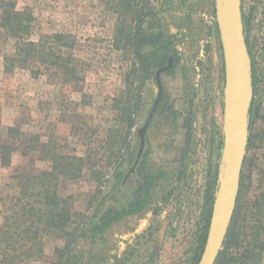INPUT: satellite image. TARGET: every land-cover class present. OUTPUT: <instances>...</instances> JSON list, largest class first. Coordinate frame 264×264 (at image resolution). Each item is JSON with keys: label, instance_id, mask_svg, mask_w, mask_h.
<instances>
[{"label": "rangeland", "instance_id": "rangeland-1", "mask_svg": "<svg viewBox=\"0 0 264 264\" xmlns=\"http://www.w3.org/2000/svg\"><path fill=\"white\" fill-rule=\"evenodd\" d=\"M10 1L17 9L33 13L31 38L51 32L71 35L84 79L65 83L56 74L34 76L27 68L5 71V58L14 52V38L0 26V140L6 138L9 126H16L31 138L39 135L43 142H56L65 154L82 156L83 167H91L99 158L94 154L97 146L107 142L108 128L113 125L112 99L123 88L128 68L111 44L117 14L108 6L114 0H107L108 5L106 0ZM160 1L162 5L152 3L162 7L165 27L176 35L179 59L161 74L166 103L147 129L143 163L128 177L126 192H117L138 149L136 130L156 96L154 78L141 90V107L132 114L124 162L118 169L109 167L103 192L91 199L95 184L86 175L60 183L59 194L73 210H87L88 215L109 211L112 218L104 237L92 246L88 264H190L205 224L209 188L222 164L224 69L215 0ZM241 8L251 17L252 57L248 53V58L250 71L254 62L257 79L255 95L250 85L249 105L254 97L264 115V0H241ZM123 18L130 28L129 15ZM128 97L129 104L132 99ZM257 126L254 146L245 153L248 197L264 191V120L259 119ZM12 142L17 149L9 165L0 164V195L13 192L11 176L22 166L51 165L38 159L33 149L21 156L24 140ZM103 196L109 201L103 203ZM52 248L53 241L45 238L42 257L22 264H47Z\"/></svg>", "mask_w": 264, "mask_h": 264}, {"label": "trees", "instance_id": "trees-1", "mask_svg": "<svg viewBox=\"0 0 264 264\" xmlns=\"http://www.w3.org/2000/svg\"><path fill=\"white\" fill-rule=\"evenodd\" d=\"M152 2L163 4L160 0H114L108 6L117 14L111 44L113 49L120 52V60L128 62V68L123 88L112 99L113 125L108 128L107 142L97 146L94 153L99 155L97 162L84 168L85 159L82 156L65 154L61 152L63 146L56 142H43L39 135L31 138L30 133L16 126H9L6 138L0 140V164L3 166L9 165L11 155L17 149L12 140L25 141L21 156H27L28 150L33 149L39 153L38 159L51 164L48 168L39 169L22 166L11 176L13 183L9 187L13 192L4 191L0 195V264H22L40 259L45 238L53 241L52 257L47 264H88L92 246L98 245L95 241L99 237H104L105 228L112 221L109 211L102 214L95 211L91 215L86 214V209L85 213L77 212L66 197L59 194V187L64 180L73 181L86 175L95 184L91 199L103 192L109 167L118 169L124 162L127 133L134 123L132 114L141 107L142 88L153 78L154 71L167 63L169 55H172L173 63L178 62L176 35L165 27L162 7ZM0 9V26L14 38V52L5 58V71L11 72L15 67L27 68L34 76L43 72L56 74L65 83L84 79L82 64H79L73 52L74 40L71 35L62 32L38 33L33 39L30 37L35 21L33 13L27 8L17 9L16 3L10 0H0ZM126 14L133 23L130 28L123 18ZM214 14L216 16V9ZM242 15L248 53L252 57L248 37L251 17L243 11ZM215 27L220 30L217 22ZM256 83L252 62L250 85L253 95L256 93ZM128 94V98L132 99L129 104ZM165 103L162 94L155 115L160 114ZM142 107L145 108V105ZM260 107V101L253 97L248 108L247 149L254 146L259 119L264 120ZM30 141L34 142L32 146ZM222 143L221 135L219 146ZM246 167L245 157L235 209L214 264H263L264 191L248 197L250 175L245 173ZM216 176L209 188L207 216L190 264H197L205 244L216 191ZM147 179L152 180L153 177L147 176ZM105 201L109 199H104L103 203Z\"/></svg>", "mask_w": 264, "mask_h": 264}, {"label": "water", "instance_id": "water-1", "mask_svg": "<svg viewBox=\"0 0 264 264\" xmlns=\"http://www.w3.org/2000/svg\"><path fill=\"white\" fill-rule=\"evenodd\" d=\"M216 22L222 39L224 69L222 164L218 170L217 186L212 203L205 244L197 264H214L222 248L239 191L242 164L248 142V108L250 100V65L243 28L241 0H215ZM223 9V21L220 10ZM173 67L172 55L167 63L154 71L156 96L144 122L137 128L138 149L133 165L140 160L146 143L147 129L157 111L162 96L161 74ZM245 79V91L242 88Z\"/></svg>", "mask_w": 264, "mask_h": 264}, {"label": "flooded vegetation", "instance_id": "flooded-vegetation-1", "mask_svg": "<svg viewBox=\"0 0 264 264\" xmlns=\"http://www.w3.org/2000/svg\"><path fill=\"white\" fill-rule=\"evenodd\" d=\"M139 144V143H138ZM143 152H144V150H143ZM142 156H143V153H142V155H141V157H140V160L138 161V163L135 165V168H134V170L133 171H131V172H129L128 174H127V172L129 171V169H130V167L133 165V163H134V161H135V158H136V155H135V158H134V160H133V162H132V165L128 168V170H127V172L124 174V176H123V178H122V180H121V182H120V187H119V189H118V191L117 192H119V191H121V192H126V184L128 183V181H129V179H128V177L131 175V174H135L136 172H137V168L139 167V166H141V163H142ZM208 206V205H207Z\"/></svg>", "mask_w": 264, "mask_h": 264}, {"label": "bare ground", "instance_id": "bare-ground-1", "mask_svg": "<svg viewBox=\"0 0 264 264\" xmlns=\"http://www.w3.org/2000/svg\"><path fill=\"white\" fill-rule=\"evenodd\" d=\"M222 12H223V9L220 10V19L223 21V15H222ZM241 84H242V88H243V89L246 88V86H245V79H244L243 76H242ZM244 91H245V89H244Z\"/></svg>", "mask_w": 264, "mask_h": 264}]
</instances>
